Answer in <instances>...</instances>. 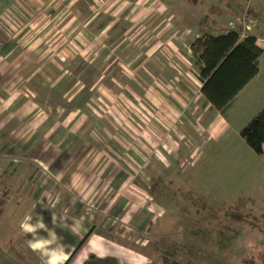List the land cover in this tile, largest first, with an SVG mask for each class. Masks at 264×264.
<instances>
[{"label": "rangeland", "instance_id": "rangeland-1", "mask_svg": "<svg viewBox=\"0 0 264 264\" xmlns=\"http://www.w3.org/2000/svg\"><path fill=\"white\" fill-rule=\"evenodd\" d=\"M242 1L247 4V0ZM26 2L30 5L27 0L16 4L18 10L22 7L19 13L22 18L17 15L13 21L12 14L8 15L13 21V28L15 23L21 31L27 25L37 26V30H42L46 26L45 16L39 14L34 17L26 7ZM173 4L164 3L162 8H172ZM226 4L225 2V15L219 14V19L225 23V29L231 22L237 27L236 16L229 12ZM69 5V18L54 17L51 26L60 30L72 21H76V25L80 22L79 29L84 30V35L90 39L98 34L99 26L110 27L114 24V31L109 32L106 28V32L100 37L104 48L96 53L83 55L79 50L84 48L80 45L81 48L75 51L69 48L70 52L63 53L64 68L68 69L67 77H70V80L61 92L55 91L54 88L43 91L42 84L32 82L22 81L17 85L21 84L22 94H27L20 99L21 104L27 105L32 100L40 110H44V113L37 117L39 120L62 123L50 136V139L55 138L56 147H59L58 139H61L66 131L63 125L69 121L74 123L72 129L68 130L74 133L70 138L82 137L81 143L89 140L90 144L95 146L91 148L94 151L90 153H95L99 148L96 142L105 143L111 125L110 114L103 112L105 110L102 105L108 108L112 104L109 99L101 100V96L93 98V79L102 75L101 82L114 89L117 84L124 83L125 74H133V48L136 47L135 51L147 53L144 46L141 47L144 30L141 32L142 30L133 29V33V30L130 33L125 32L123 29L128 25L134 24L137 28L143 26L142 21L140 18L134 22L123 19L126 13L124 8V14L122 13L119 21L115 22L113 18H116L114 13L117 6L115 8L111 5L110 0H77ZM184 5L185 3H181V7ZM214 5L219 6L217 2H214ZM251 5L262 6L259 23L264 28V0H252ZM72 30L69 41H73L75 37V32L71 33ZM183 38H186L184 33ZM33 47L32 44L31 48ZM62 50L63 48H58L54 52L62 53ZM138 56L137 61L142 54L139 53ZM154 59L156 63H162L160 55H156ZM184 67L182 65L178 68L185 72ZM196 69L198 70V67L193 63V70ZM141 70L136 72L133 80L132 77L129 79L130 84L141 93L148 89L160 93L165 112L169 116L161 121L152 117L158 118L155 114H149L147 117V110L142 105L143 100L135 91V96L131 95L130 98L131 103H134L131 107L135 110L134 113L128 112L126 117L125 106L120 104L124 114L119 113L118 116L125 122L130 121L133 127L122 131L129 137H119V142L130 147L144 144L149 147L152 157L149 156L150 163L145 169L138 173L133 172L124 183L123 190L130 189L128 194L135 191L133 194L136 197L127 203L126 210L123 209L121 214H118L119 220L114 229L117 228L119 234L125 235H117L118 241L114 242L145 254V264H264V154H258L242 134V129L264 109V94L259 93L260 89H256L257 94L253 95L243 93L222 112L212 107L205 95L201 94V80L194 76L193 89H197V93L193 95L191 92V95L188 92L190 89L181 87L179 90L182 95L179 98L185 107L179 108L171 97L166 99L167 93L159 84L147 83L148 87L144 90L143 83L137 79L144 77ZM143 80L151 79L144 77ZM84 92L87 96L91 94L89 105L95 107L96 112L91 110L93 112H88L86 117L79 119L81 112L78 111V105H81L82 101L78 98ZM94 100L98 101L99 107L97 104L94 106ZM66 102H69L67 106ZM170 108L176 110V113L173 114ZM94 122H101L105 130L89 129L90 123ZM137 123L143 124L142 128L146 130L142 131ZM4 130L5 128H2L0 133ZM38 131L43 134L39 139L44 138L45 130ZM33 132L34 130L30 129L25 131L21 142ZM50 133L45 136V147L46 144L49 145ZM148 134L157 137L158 145L152 147ZM2 142L7 144L6 139ZM4 151L5 154H0V196L1 201H4L2 209L5 210L0 216V225L9 220L8 218H14V221L4 233V237H0V244L5 247L9 242L22 247V239L26 235L23 225L20 227L18 222L20 219H26V208L31 206L36 194L31 193V176L27 173L29 157L24 151L15 153L21 162L17 166L18 162L13 163L12 157ZM91 181L88 183L83 180L82 185L90 186ZM84 189L85 195L82 197L85 198L86 204H93L99 194H96L94 187L91 190ZM127 193L124 195L130 199ZM134 208L135 213L132 212ZM104 213L98 217L96 214L99 212L95 211L93 220L100 221L112 216L111 212L108 215L106 213L109 212ZM123 220H126V223ZM114 231L116 234V230ZM23 249L28 247L25 245ZM111 250H116V247ZM108 260L109 264L119 263L113 256L108 257Z\"/></svg>", "mask_w": 264, "mask_h": 264}, {"label": "crops", "instance_id": "crops-1", "mask_svg": "<svg viewBox=\"0 0 264 264\" xmlns=\"http://www.w3.org/2000/svg\"><path fill=\"white\" fill-rule=\"evenodd\" d=\"M27 1L30 5L26 2V7L34 17L40 14L46 18V26L40 31L37 30V26L31 25H27L21 31L15 23L17 29L13 28L12 22L15 17L19 15L22 18L19 14L22 7L18 10L16 6V4H21L22 0H0V130L5 128L0 133V154L6 150V155L12 157L13 163L18 162L17 166L21 162L18 160L19 156L14 155L15 153L24 151L31 159L28 158L27 173L31 176V193H35L36 198L33 197L31 206L26 208V219H20L18 222L20 227L23 225V232L26 235L22 239L24 245L19 247L8 242L5 247H1L2 244H0V264H67L78 248L68 264H109L108 257L112 256L116 257L119 262L115 264H145V254L114 242L118 241L117 235H125L119 234L117 228L114 229L119 220L118 214H121L123 209L126 210L127 203L136 197L133 194V192L136 193L135 191L128 194L130 189L123 190L124 183L133 172L138 173L141 169H145L150 163L149 156L152 157L149 147L144 144L130 147L119 142V137H129L122 131L124 129L128 131V127H133L130 121L125 122L118 116L119 113L124 114L120 104L125 106L126 117L129 115L128 112L134 113L135 110L131 108L134 103H131L130 98L131 95L135 96V91L143 100L142 105L147 110V117L149 114H155L158 118L157 116L152 117L160 121L168 118L169 114L165 112L166 108L160 93L152 89L145 90L148 87L147 83H157L167 93L166 99L169 96L179 108H184L185 104L179 98L182 95L179 89L181 87L190 89L188 92L194 95L197 89H193L192 78L198 76L200 79L199 62L191 50V43L205 33L225 32V23L219 19V14L225 15V2L228 3L226 5L229 12L236 16L239 27L238 18L240 19L246 2L242 0H110L111 5L115 8L117 6L114 13L116 18H113L115 22L124 14L122 11L124 8L126 13L123 19L131 22L137 18L141 19L143 26L140 27L142 28H137L132 24L127 26V30H123L129 33L133 29L142 30L141 32L144 30L141 47L144 46L147 53L141 50L135 51L136 47L133 48V74H125L124 83L117 84L115 89L108 88L101 82L102 75L93 79L94 94L97 92L96 95L92 94L93 98L97 99L96 97L101 96V100L109 99L112 105L108 108L102 105L105 110L103 112H108L111 117L106 141L103 144L96 142L99 148L95 150V153H90L94 151L91 148L95 146L90 144L89 140L81 143L82 137L70 138L74 133L68 130L72 129L74 123L69 121L63 125L66 131L60 137L61 139H58L59 147H56L55 138L50 139V136L54 129H58L62 123L39 120L37 117L42 115L44 110H40L32 100L27 105L21 104L20 99L27 94H22L21 84L17 85V83L25 81L37 85L42 84L43 91L54 88L55 91L61 92L70 80V77H67L68 69L64 68L65 55L63 53L70 52L69 48L75 51L81 48L80 45L84 48V50H79L82 54L96 53L104 48L100 40L101 35L106 32L104 29L108 28L111 32L114 31L116 25L113 24L110 27L101 25L98 34L87 39L83 33L84 30L79 29L80 22L76 25L74 24L76 21H72L60 30L51 26L54 17L68 19L69 4L77 0ZM167 2L174 3L173 7L162 8ZM214 2H217L219 6H215ZM181 3L185 5L181 7ZM146 5L149 6L146 8ZM252 8L257 17H261L260 8L262 6L255 5ZM10 14H12L13 21L8 16ZM231 25L234 26V22H231ZM71 29H73L71 33L75 32L73 41H69ZM220 29H222L221 32H217ZM254 29L252 36H255L257 44L264 48V28L258 22ZM183 33L186 36L185 39ZM32 44L33 48H31ZM58 48H63L62 53L54 52ZM139 53L142 56L137 61ZM156 55L162 57L161 64L156 63L154 59ZM263 58L264 52L260 58L259 73L239 92L235 100L243 93L257 94L256 89H260L259 93L264 94ZM193 63L199 71L193 70ZM182 65L185 66V72L178 68ZM139 69H142V74L146 79H151L146 81L143 80L144 77H137L143 83L145 93L136 91L139 89L130 84ZM2 83L6 84L2 85ZM201 94L204 95L202 91ZM92 96L91 94L87 96L85 92L79 96L78 99L82 101L81 105H78V111L81 112L79 119L86 117L88 112H93L91 110L96 112L95 107L89 105ZM93 102L94 106L96 104L100 106L98 101ZM68 103L66 102L65 105L67 106ZM170 110L173 114L176 113V110L172 108ZM137 124L142 131L146 130L142 128L143 124ZM102 126L101 122H94L90 123L89 129L105 130ZM29 129L34 132L29 138H24V142H21L23 133ZM38 129L45 130V136L51 132L49 138L47 137L48 146L47 144L46 147L44 146L45 136L39 139V136L43 134ZM148 135L152 147L158 145L157 137ZM4 139L7 144L2 142ZM9 168L11 169L12 166ZM83 180H87L88 183L92 180L91 185L83 186ZM93 187L99 195L93 204L91 202L92 205H87L85 198L82 197L85 195L83 189L91 190ZM125 193L130 199L124 195ZM1 199L0 196V216L5 210L2 209L4 201L2 202ZM87 210L90 212L88 213ZM95 211L99 212L96 214L98 217L105 214L104 212H109L106 213L107 215L111 212L112 216L94 221ZM132 212L135 213V208ZM8 219L0 225V237H4V233L14 221V218ZM123 221L126 223V220ZM24 225H28L31 230H27ZM1 242L2 239H0ZM114 243H116V250H111L115 248ZM25 245L28 249H23ZM33 245H39V247H33Z\"/></svg>", "mask_w": 264, "mask_h": 264}, {"label": "trees", "instance_id": "trees-1", "mask_svg": "<svg viewBox=\"0 0 264 264\" xmlns=\"http://www.w3.org/2000/svg\"><path fill=\"white\" fill-rule=\"evenodd\" d=\"M241 27V24L239 27L230 24L224 33H205L191 43L199 62L201 90L212 107L222 112L259 73L264 52L255 36L241 37ZM242 134L258 154H264V109L242 129Z\"/></svg>", "mask_w": 264, "mask_h": 264}, {"label": "built area", "instance_id": "built-area-1", "mask_svg": "<svg viewBox=\"0 0 264 264\" xmlns=\"http://www.w3.org/2000/svg\"><path fill=\"white\" fill-rule=\"evenodd\" d=\"M251 1L252 0H247L246 7L239 19V23L242 26V38L252 35L250 31H252L258 25L259 22V18L253 11Z\"/></svg>", "mask_w": 264, "mask_h": 264}, {"label": "clouds", "instance_id": "clouds-1", "mask_svg": "<svg viewBox=\"0 0 264 264\" xmlns=\"http://www.w3.org/2000/svg\"><path fill=\"white\" fill-rule=\"evenodd\" d=\"M27 230H31L28 225H24ZM33 247H39V245H33Z\"/></svg>", "mask_w": 264, "mask_h": 264}]
</instances>
